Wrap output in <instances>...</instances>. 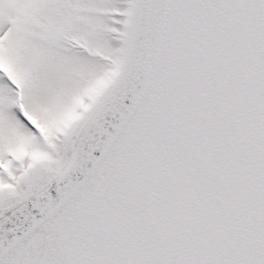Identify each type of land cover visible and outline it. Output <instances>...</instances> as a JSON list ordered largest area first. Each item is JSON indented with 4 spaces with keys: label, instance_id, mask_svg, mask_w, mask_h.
Returning a JSON list of instances; mask_svg holds the SVG:
<instances>
[{
    "label": "snow or ice",
    "instance_id": "snow-or-ice-1",
    "mask_svg": "<svg viewBox=\"0 0 264 264\" xmlns=\"http://www.w3.org/2000/svg\"><path fill=\"white\" fill-rule=\"evenodd\" d=\"M0 264H264V0H0Z\"/></svg>",
    "mask_w": 264,
    "mask_h": 264
}]
</instances>
